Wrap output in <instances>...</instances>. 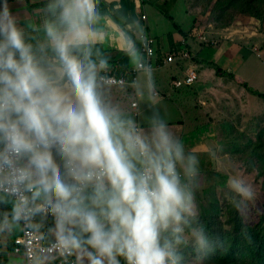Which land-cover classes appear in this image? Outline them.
Returning <instances> with one entry per match:
<instances>
[{
    "label": "clouds",
    "instance_id": "9594fccd",
    "mask_svg": "<svg viewBox=\"0 0 264 264\" xmlns=\"http://www.w3.org/2000/svg\"><path fill=\"white\" fill-rule=\"evenodd\" d=\"M46 12L36 38L0 0V249L15 247L12 264H182L190 241L206 253L200 157L155 106L151 65L136 61L130 85L129 99L147 101L141 125L113 96L107 61L88 55L95 0H49ZM210 156L245 212L255 185L227 154Z\"/></svg>",
    "mask_w": 264,
    "mask_h": 264
},
{
    "label": "crops",
    "instance_id": "0c3cea01",
    "mask_svg": "<svg viewBox=\"0 0 264 264\" xmlns=\"http://www.w3.org/2000/svg\"><path fill=\"white\" fill-rule=\"evenodd\" d=\"M47 2L49 0H9V7L11 11L20 16L21 25L32 36L42 38V25L48 14L46 12L47 5L41 6V4ZM184 6L183 0L175 2L170 0H95V8L98 13L95 27L99 32V39L91 46L88 55L94 60H106V72L110 70V73L117 76L124 75L130 79L125 84L128 85L126 91H121L119 85H112V94L122 102L129 116L137 123L144 125L148 116L141 105L147 101L139 97L128 98L134 92L130 86L133 83L131 74L136 68V61L145 60L140 50V36L147 30L156 38L158 56L153 69L157 93L154 98L155 106L167 119L173 132L182 140L186 150L197 153L200 161L207 164L204 169L201 168V177L204 179L201 188L204 189L202 191H205L209 189L205 180L210 178L209 175L213 173L212 169L220 172L210 153L218 151L226 154L225 151L234 147V145L231 146L232 141L227 139L233 132V111L237 112V117H239L237 123L240 125L243 123V119L252 115H249V112L254 111V107L249 105V102L253 100L249 98L252 93L246 82L239 79V82L244 84L248 90L247 97L242 91L243 88L233 84L232 72L225 71L223 68L224 71L219 69L218 72H215L214 67L218 65L217 61L207 55L201 56L203 51L199 44L201 38H196L198 37L197 27H194V32H192L193 25L188 28L180 21L179 28L172 34V28H170L172 21L162 9L169 13L174 12V14L182 15L179 9L182 13L188 12L189 9ZM145 14L148 15V21L143 19ZM188 15L189 12L186 16ZM205 25H207V20H203L202 25L199 26L200 30L205 28ZM232 29V27L211 25L203 37L226 38L227 33L233 32ZM182 32L185 35H182ZM170 35H172V39ZM131 47L135 49L133 55H130L127 50ZM178 49L180 51H176ZM181 49L187 51L190 57L175 63H168V56L170 54L179 56ZM221 51L218 54L222 53ZM191 71L199 73L198 82L183 88L174 85V82L178 78L181 79L185 72ZM141 78L139 73L138 79ZM230 87L232 92L229 95ZM260 99L262 100L260 106L263 109L264 99ZM135 102L138 103L137 107H134ZM253 103L255 102L253 101ZM251 125L254 129L257 128V124L256 126ZM242 126V124L240 126L235 124L238 130ZM247 127L246 124L245 135L254 134L253 131L248 132ZM237 141L238 149L244 146L246 148L248 145L247 138L246 145H243L242 141ZM204 171H207L208 175ZM224 183L221 180L213 189L216 190ZM212 184L213 182L210 183L211 186ZM13 248V245H9L0 249V264H12V260L15 258Z\"/></svg>",
    "mask_w": 264,
    "mask_h": 264
},
{
    "label": "rangeland",
    "instance_id": "374dc122",
    "mask_svg": "<svg viewBox=\"0 0 264 264\" xmlns=\"http://www.w3.org/2000/svg\"><path fill=\"white\" fill-rule=\"evenodd\" d=\"M183 3L185 5L184 7L189 8L188 12L190 16H186L188 13L187 11L182 13L181 9H179V11L182 15L172 12L171 15L175 22H177L175 23L172 21L173 27L170 25L172 34L176 31L174 25H178L180 21L188 28L193 25L191 28L192 32H194V27H197L196 31H198V37L196 38H201L199 44L203 51L201 56L207 55L217 61L218 65L214 67L215 72H218L219 69L222 68L225 71L232 72L233 84H236L239 88H243L242 91L246 97L248 95V90L244 84L239 82V79L246 82L251 90L264 93V0H183ZM190 9H192V11H190ZM203 20H207V25L200 30L199 26L202 25ZM211 25L217 27H232L234 33H227L226 38L218 37L216 39L208 36L203 37L204 33L209 30ZM206 39H212L215 42L218 40V45L212 46L205 44L204 40ZM219 51L222 53L218 54ZM231 92L232 88L230 87L229 95ZM249 98L255 102H249V105L254 107V111H250L249 115H252L247 119H243L244 121L241 123L243 126L240 127L241 129L239 130L235 127V124H237V126L241 125L237 123L239 117H237V112L233 111V132L227 139L232 141L231 146L234 145V147L228 149L225 153L230 156L233 161L238 163L242 173L255 185L257 191L256 199L248 205V208L243 213L233 208L225 195L226 190L224 189L229 173L219 169L220 172L212 169L213 173L209 175L210 178L205 180L209 186V189H207L208 191L205 190L202 192L204 189L200 188L199 192L196 194L199 204V213L201 207L204 206V211L209 216L213 215L218 224H227L234 216L239 217L243 228L249 226L255 228L259 226V223H262V226H264V220H261V216L264 215V176L259 180L257 179V171L259 170L256 165H260L261 163L258 162V158L250 154L255 142L250 146L251 148L248 145L247 149L245 146L238 149L237 141H242L244 145L246 138L248 139L249 137L250 139V136L245 135L244 132L246 124L248 125V132L253 131L254 134H256L264 130V105L263 109L260 106L262 100L252 94H250ZM251 124L254 126L257 124V128L254 129ZM261 140L264 143V134ZM250 141L254 140L250 139ZM261 152L258 153L264 156V148ZM206 166L207 164H205L204 161H200V168L204 169ZM204 172L208 175L207 171ZM203 180L204 179L201 177V187ZM221 180L225 183L216 190L213 189ZM211 182H213L212 186L210 185ZM229 209L234 211L232 216L228 215ZM227 228L229 227L227 226ZM218 242L219 240H217V242H212L210 249L203 254L196 250L191 241L181 245L178 251L182 256V264H227L228 251L226 249L230 246L231 242H228L226 247L216 252ZM235 259L243 263L247 261V255L240 249Z\"/></svg>",
    "mask_w": 264,
    "mask_h": 264
},
{
    "label": "trees",
    "instance_id": "16d2710c",
    "mask_svg": "<svg viewBox=\"0 0 264 264\" xmlns=\"http://www.w3.org/2000/svg\"><path fill=\"white\" fill-rule=\"evenodd\" d=\"M170 1L175 2L176 0H170ZM48 3L49 2L43 3L41 4V6L48 5ZM162 10L166 14V16L170 18V21L175 22L171 13L165 11L164 9ZM178 26L179 25L175 24L174 29L176 30L177 28H179ZM132 33L134 34V32ZM182 35H185V34L182 32ZM171 36L172 35H170V38L172 39ZM176 51H180V49ZM181 52H183V49H181ZM109 71L110 70H108V72H105L104 74L109 73ZM250 92L253 95L264 99V93L253 92L251 89H250ZM263 134H264V130L263 132L260 131V132H257L256 134H253V133L249 134L250 139L254 141H250L248 137L249 147L252 146L255 142V144L253 145V149L250 151V154L258 158V162L261 163L260 165L258 164L256 165V167L259 170L257 171L258 180L264 176V156L263 154L258 153V152H261V150L264 148V143L261 140ZM204 210L205 208L204 206H202L201 211L199 213L200 216H198V222L204 226L205 231L210 237L211 242H214V241L217 242V240H219L216 252H219L222 248L226 247L228 242H231L230 246L226 249L228 251V254H227L228 263L227 264H264V226H262L263 225L262 223L258 224L260 227L256 226L255 228H252V226H249V227L243 228L241 219L239 217L234 216L236 218L233 217L234 219L233 218L230 219L227 224L226 223L218 224L215 221L214 216L213 215L209 216ZM233 214H234V211L229 209L228 215L232 216ZM262 219L264 220V215L261 216V220ZM227 226L229 228H227ZM240 249H242L245 255H247V261H244L243 263H240L235 259Z\"/></svg>",
    "mask_w": 264,
    "mask_h": 264
},
{
    "label": "built area",
    "instance_id": "2783aa9c",
    "mask_svg": "<svg viewBox=\"0 0 264 264\" xmlns=\"http://www.w3.org/2000/svg\"><path fill=\"white\" fill-rule=\"evenodd\" d=\"M143 19L145 21H148V15L145 14L143 16ZM147 28V25L145 26V29ZM205 44H209L212 46H217L218 45V40L217 42H215L214 40L210 39H206L204 40ZM158 42L156 40L155 37H153L147 30H145V32L140 36V50L142 51L145 60L142 62H146L148 64L151 65L152 69H154L155 67V62H156V58L158 56V48H157ZM190 57L189 53L187 51H183L178 55L176 54H170L167 58L168 63H175L177 61L183 60L185 58ZM105 75H107L108 77L112 78V85H120V84H127L129 82V78L127 76H117L116 74L113 73H106ZM138 75L139 72L137 70V68H135L132 71V78L131 80L133 82L137 81L138 79ZM196 82H198V73L195 71H191V72H186L185 74H183L182 78H178V80H176L174 82V85H176L178 88H183V87H190L193 84H195ZM138 103L135 102L134 103V107H137ZM21 238H17V243H16V247H19V243H21L22 241L20 240ZM15 251V247L13 249ZM0 256H1V252H0Z\"/></svg>",
    "mask_w": 264,
    "mask_h": 264
}]
</instances>
